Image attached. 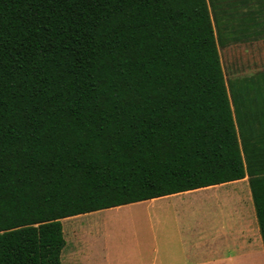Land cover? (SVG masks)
Returning a JSON list of instances; mask_svg holds the SVG:
<instances>
[{
	"label": "trees",
	"instance_id": "1",
	"mask_svg": "<svg viewBox=\"0 0 264 264\" xmlns=\"http://www.w3.org/2000/svg\"><path fill=\"white\" fill-rule=\"evenodd\" d=\"M264 0H0V264H61V219L248 176L264 244Z\"/></svg>",
	"mask_w": 264,
	"mask_h": 264
},
{
	"label": "crops",
	"instance_id": "2",
	"mask_svg": "<svg viewBox=\"0 0 264 264\" xmlns=\"http://www.w3.org/2000/svg\"><path fill=\"white\" fill-rule=\"evenodd\" d=\"M160 198H173L175 205L186 210L196 208L205 221L165 228L162 234L171 238L142 244H91L94 231L89 229L86 243L68 246L63 227L66 242L61 264L63 249L67 264H264V244L248 176L141 201Z\"/></svg>",
	"mask_w": 264,
	"mask_h": 264
},
{
	"label": "rangeland",
	"instance_id": "3",
	"mask_svg": "<svg viewBox=\"0 0 264 264\" xmlns=\"http://www.w3.org/2000/svg\"><path fill=\"white\" fill-rule=\"evenodd\" d=\"M218 48L226 81L264 70L263 36L255 38L251 34L219 44ZM173 201V198L140 201L63 218L68 246L86 243L89 229L94 231L90 236L91 244H142L171 238L162 234L165 228L184 226L187 221L197 225L205 221L196 208L186 210ZM62 264H67L64 249Z\"/></svg>",
	"mask_w": 264,
	"mask_h": 264
}]
</instances>
